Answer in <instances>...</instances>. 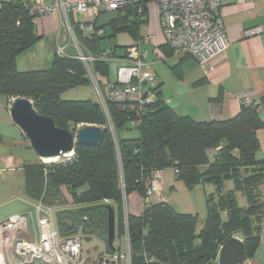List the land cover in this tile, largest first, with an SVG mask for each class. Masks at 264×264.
<instances>
[{
    "label": "trees",
    "instance_id": "trees-1",
    "mask_svg": "<svg viewBox=\"0 0 264 264\" xmlns=\"http://www.w3.org/2000/svg\"><path fill=\"white\" fill-rule=\"evenodd\" d=\"M147 1H132L124 14L112 12L110 33L94 25L93 34L84 36L72 25L84 52L98 57L104 50L100 41L121 31L136 41L146 21ZM31 4L32 0L0 1V96L10 104L28 97L38 113L52 117L59 127L74 132L78 125H97L102 134L97 146L76 142L68 160L22 166L26 195L62 209L57 214L60 237L75 233L79 222L84 224L83 234L103 232L110 205L115 238H120L123 197L133 191L144 197L154 172L172 167L188 188L212 182L217 199L205 195L206 214L199 229L197 214L163 201L143 206L138 216L126 213L131 264H218L220 246L235 234H240L250 258L264 231V160L256 158L260 149L256 132L263 122L257 103L242 104L226 120L195 121L174 112L158 86L155 98L141 109L131 99L107 98V112L98 101L62 100L64 89L91 83L79 59L55 54L47 69L19 71L15 66L16 56L39 39ZM107 66L108 62L94 60L98 84ZM135 120L138 123L132 126ZM132 129L137 130L136 137L121 135ZM229 181L232 187L226 189ZM65 203L72 208H64Z\"/></svg>",
    "mask_w": 264,
    "mask_h": 264
},
{
    "label": "crops",
    "instance_id": "crops-1",
    "mask_svg": "<svg viewBox=\"0 0 264 264\" xmlns=\"http://www.w3.org/2000/svg\"><path fill=\"white\" fill-rule=\"evenodd\" d=\"M52 1L46 0L48 4ZM137 1L139 0H133V2ZM148 2L149 0L144 5L146 12L144 24H148V11L151 7L153 26L151 31L150 29L147 31V26H145L144 34L140 29L139 37L136 40L140 41L141 47L146 51V61L149 64V69L154 72L157 78L160 96L178 115L188 116L195 121L226 120L234 116L242 104L257 103V112L263 122V127L256 132L260 144L256 158L264 160V101H261L264 96V0H220V14L228 45L224 53L212 59L211 70L208 73H205L195 60L174 54L164 44V39L156 24L157 9L154 5L149 7ZM74 14L70 15L71 27L72 25L76 27L82 35L93 34L94 25L103 27L106 33H110L109 21L113 18L112 12L101 11L96 17L85 13L87 16L85 20L76 19ZM89 25L92 26V29L89 28ZM36 32L39 39L16 56L17 70L37 69L35 67H41L38 65H46L56 54L58 45L63 43L68 46L67 51L70 54L74 53L73 39L66 27V20L58 8L55 7L50 15L42 16L39 19ZM111 38L117 40V46L112 47L115 57L108 62L106 75L100 76L99 87L103 96H106L108 92L109 82L115 78L116 69L122 63L127 46L134 42L130 35L124 31L117 32ZM100 43L105 50L102 40ZM117 49H122V51H117ZM8 105L10 106L9 102ZM121 133L123 137H136L130 136L129 132ZM36 160L39 158L36 157L32 162H37ZM8 168L12 167L8 166ZM165 170L166 168L160 171L159 194H155L152 201L153 203L160 202L161 198L163 202L182 212L180 208L171 204L162 195V191L165 189L164 184L169 180L168 176H164ZM141 200L142 197L136 191L126 195L123 201L124 212L134 216L140 215L143 208ZM60 211L62 209H58L56 216ZM8 216L0 218V221ZM31 222H34L33 217H31ZM56 231L58 233L57 228ZM24 236L37 238L38 230L29 228L28 233ZM114 241L119 242L118 246L114 245L116 250L123 248L121 246L122 236L115 238ZM34 264L43 263L35 262ZM246 264H264V231L259 244Z\"/></svg>",
    "mask_w": 264,
    "mask_h": 264
},
{
    "label": "built area",
    "instance_id": "built-area-1",
    "mask_svg": "<svg viewBox=\"0 0 264 264\" xmlns=\"http://www.w3.org/2000/svg\"><path fill=\"white\" fill-rule=\"evenodd\" d=\"M133 0H53L48 4L46 0H32L30 10L36 15L34 22H38L42 16L50 15L53 9L58 8L65 20L66 27L73 39L74 53L67 51L65 43L58 45L56 54L73 56L79 59L99 93V103L107 112L106 99L136 101L141 109L156 96L158 86L157 78L149 69L146 61V51L136 40L127 48L122 63L116 69L114 80L108 84L106 96L100 91L98 81L93 73L94 60L109 62L114 56L113 48L105 49L98 57L85 53L73 32L69 16L73 13H87L96 17L101 11L124 14L125 8ZM156 2L160 27L164 44L174 54L189 57L195 60L199 66L208 73L211 70V61L214 57L225 52L228 41L226 31L220 14V0H153ZM142 7L137 8L141 13ZM92 29V26L89 25ZM98 30L97 34H101ZM166 101V100H165ZM167 102V101H166ZM138 120L132 121L134 126ZM110 129L113 127L110 125ZM115 140V138H114ZM117 148V145H116ZM73 156H65L70 159ZM161 170H157L149 179L145 195L142 197V207L152 203L153 196L159 194L161 183ZM123 197V201H124ZM160 201L161 198L159 199ZM38 237L27 238L28 213L18 212L0 221V264H131V251L127 232V218L124 216V234L122 236V249L104 253L96 260L88 261L81 256V245L84 224L75 225V233L66 237H60L52 220L53 207L45 205L38 200ZM119 242L114 241L115 247ZM101 258V260H100ZM246 264V263H244Z\"/></svg>",
    "mask_w": 264,
    "mask_h": 264
},
{
    "label": "rangeland",
    "instance_id": "rangeland-1",
    "mask_svg": "<svg viewBox=\"0 0 264 264\" xmlns=\"http://www.w3.org/2000/svg\"><path fill=\"white\" fill-rule=\"evenodd\" d=\"M149 7L154 5L158 12V18L156 21L157 28L162 38V31L160 27L159 11L155 1L149 0ZM151 7L148 11V24L140 27L141 33L151 31L153 26ZM74 17L79 20L87 19L86 14L75 13ZM145 26L146 29H145ZM48 40V39H47ZM46 43V40H45ZM102 45L106 48H112L117 46V40L115 38L102 39ZM50 46V45H49ZM117 48V47H116ZM122 51V49H117ZM51 61L46 65H38L41 67H35L37 69H47L51 66ZM34 68V67H32ZM35 70V69H23L20 71ZM62 100H92L99 101L98 88L93 83L69 87L64 89L60 93ZM9 105L7 99L4 96H0V218H4L12 213L16 212H28V227L33 230H38V200L30 198L26 195L24 188V177L22 166L24 163L32 162L36 159L37 155L29 144L28 138L22 133L20 128L13 122L9 114ZM71 130V129H70ZM130 136H137L138 132L135 129L127 131ZM122 135V133H121ZM59 159V160H58ZM63 158H55L49 161H43L44 163H50L51 161H60ZM65 159V158H64ZM36 161H41L36 160ZM12 167L11 169L8 168ZM163 172V171H162ZM164 176H168L169 180L164 184L165 189L162 191V195L169 200L173 205H176L184 213L197 214L198 223L197 229L200 228L202 221L206 214V201L205 195H212L217 199L215 192V186L212 182H205L198 187L188 188L186 183L178 179L174 168H166ZM163 183V180H162ZM231 182H227L225 188H231ZM237 200L239 204H243L244 199L236 192ZM70 203H65L63 207ZM58 209L54 208L52 211V220L54 227H58V219L56 216ZM33 217L34 222H31ZM106 229L100 233L99 231L91 234L82 235L81 256L82 258L93 261L105 253L106 248Z\"/></svg>",
    "mask_w": 264,
    "mask_h": 264
},
{
    "label": "water",
    "instance_id": "water-1",
    "mask_svg": "<svg viewBox=\"0 0 264 264\" xmlns=\"http://www.w3.org/2000/svg\"><path fill=\"white\" fill-rule=\"evenodd\" d=\"M9 114L13 122L28 138L30 146L41 161L71 155L76 142L92 146L101 143V129L97 125H78L74 132L59 127L52 117L38 113L28 97L13 99ZM106 210L105 253L108 254L115 250V214L110 205L106 206ZM247 261L245 245L240 234L232 235L220 246L217 255L218 264H244Z\"/></svg>",
    "mask_w": 264,
    "mask_h": 264
}]
</instances>
